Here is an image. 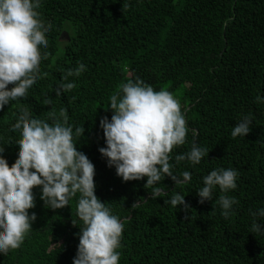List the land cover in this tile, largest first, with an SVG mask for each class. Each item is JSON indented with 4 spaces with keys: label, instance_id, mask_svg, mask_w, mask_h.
I'll return each mask as SVG.
<instances>
[{
    "label": "trees",
    "instance_id": "trees-1",
    "mask_svg": "<svg viewBox=\"0 0 264 264\" xmlns=\"http://www.w3.org/2000/svg\"><path fill=\"white\" fill-rule=\"evenodd\" d=\"M39 11L53 25L42 79L27 100L0 111V145L9 165L20 151L21 136L11 131L20 109L41 120H49L51 110L59 117L67 109L69 123L85 128L77 142L81 139L79 150L95 164L96 194L114 214L128 218L120 264H264V235L250 233L252 212L264 208V104L256 103L264 94V0H44ZM65 31L69 39L61 38ZM80 63L87 70L68 78L76 87L56 96L63 76ZM136 78L172 92L185 112L187 143L173 149L171 162L176 175L189 171L192 179L186 185L176 186L171 178L163 183L165 199L184 195L188 212L165 205L164 198L152 200L146 178L125 183L99 151L106 146L100 120L113 114L110 98ZM248 115L252 132L233 138V127ZM193 143L207 147L209 157L195 167L176 163L175 155L187 153ZM217 168L239 172L238 188L228 193L239 203L227 220L214 203L219 188L214 201L204 204L197 194L203 178ZM36 195L32 232L20 249L0 254V264H73L83 227L76 199L72 208L53 211L39 199V189Z\"/></svg>",
    "mask_w": 264,
    "mask_h": 264
},
{
    "label": "clouds",
    "instance_id": "clouds-1",
    "mask_svg": "<svg viewBox=\"0 0 264 264\" xmlns=\"http://www.w3.org/2000/svg\"><path fill=\"white\" fill-rule=\"evenodd\" d=\"M143 2V0H139ZM44 0H0V111L5 106L27 100L42 79L40 65L48 58L49 40L53 25L40 14ZM86 66L80 63L69 69L55 87L62 96L76 87L69 77L79 78ZM11 85V87H9ZM51 104V99L46 101ZM256 103L264 104V94L256 96ZM111 119L100 120L106 146L99 149L110 168L127 183L144 181L152 200L164 198L165 205L188 212L191 206L180 193L165 199L164 181L171 178L175 185L191 182L192 174L173 172V149L187 143L190 131L185 112L174 94L156 91L142 79L136 78L122 86V94L110 98ZM49 120L51 122H49ZM49 120L34 118L27 108L20 109L11 131L21 139L16 144L19 156L12 166L0 145V254L6 256L20 249L33 230L38 216L36 189L44 206L53 211L71 206L76 199V215L83 222L77 234L78 250L73 264H120L123 233L128 218H121L97 193L96 167L88 155L79 150L85 128L69 123L67 109L58 117L50 111ZM253 119L242 117L233 127L231 136L247 137L252 132ZM193 135L196 130H191ZM77 138H81L77 142ZM207 147L193 143L185 154L175 155L176 163L188 161L193 167L209 157ZM239 172L233 168H217L203 178L204 186L197 192L200 203L214 201L215 191L221 195L214 203L222 208L227 220L239 203L228 193L238 188ZM163 185V186H162ZM78 197V199H77ZM138 199L132 209L144 202ZM255 222L250 233L264 235V208L252 212ZM61 247L60 244H54Z\"/></svg>",
    "mask_w": 264,
    "mask_h": 264
},
{
    "label": "water",
    "instance_id": "water-1",
    "mask_svg": "<svg viewBox=\"0 0 264 264\" xmlns=\"http://www.w3.org/2000/svg\"><path fill=\"white\" fill-rule=\"evenodd\" d=\"M66 37L69 39V33L65 31V32L62 33L61 38L65 39Z\"/></svg>",
    "mask_w": 264,
    "mask_h": 264
}]
</instances>
